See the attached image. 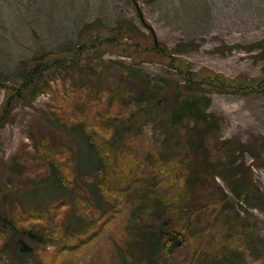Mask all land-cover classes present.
Returning <instances> with one entry per match:
<instances>
[{"label":"rangeland","instance_id":"rangeland-1","mask_svg":"<svg viewBox=\"0 0 264 264\" xmlns=\"http://www.w3.org/2000/svg\"><path fill=\"white\" fill-rule=\"evenodd\" d=\"M263 174L264 0H0V264H264Z\"/></svg>","mask_w":264,"mask_h":264},{"label":"trees","instance_id":"trees-1","mask_svg":"<svg viewBox=\"0 0 264 264\" xmlns=\"http://www.w3.org/2000/svg\"><path fill=\"white\" fill-rule=\"evenodd\" d=\"M123 23V22H120ZM28 84H31V81H27ZM32 90H30V98L35 99L38 94L39 90L36 89L35 87V81L32 83ZM24 87V86H23ZM197 106V100H187L184 103V107L179 111V114L181 115L182 112H187V111H193L195 107ZM157 107H155L154 110H156ZM153 110V111H154ZM152 111V112H153ZM178 113H175V116ZM74 133L77 134V139H78V149L76 150V163L74 162V171L76 169V173H81L82 171L89 173L88 175H85V178H89L90 175H99L103 171L108 172V170H103L104 163H103V152L97 145V142H95L94 139H92V135L88 133L85 128L81 127H75L73 129ZM123 132L124 130L120 128L119 124H116L113 122V127L110 135L108 138L104 141V147L107 150H112L115 149L116 146L120 144V141H122L123 137ZM109 134V133H108ZM82 142V143H79ZM106 163L108 164V159L105 160ZM54 165V166H53ZM53 169H52V179L51 184L47 185L45 187L46 193L49 192L51 194H62L65 198H71V195H73V191L64 184V177H60L59 173L55 169V163H53ZM84 178V179H85ZM83 179V180H84ZM84 183L86 184V193L96 202L99 201L100 195L98 194V189L100 188L102 191L105 192L106 186L105 184H110L109 182H101L100 186L94 185V183H88L87 181L84 180ZM84 184V185H85ZM113 184V183H112ZM62 186V188H61ZM95 188V189H94ZM99 195V196H98ZM73 198V196H72ZM101 198V197H100ZM70 200V199H69ZM100 204V203H98ZM74 219H77L78 221L80 220L75 214L73 216ZM82 222V221H81ZM80 222V223H81ZM7 221V219H1L0 218V227L6 230L7 234L9 227L13 228L12 225H10ZM73 228H76L79 226V223L73 222L72 223ZM14 235L16 240H15V246L17 248V251L20 255L29 257L33 256L35 254L34 246L41 244L45 241L47 238V235L43 234V232H39L35 230L34 228H27V229H22L19 232L14 231ZM19 236V237H18ZM168 240L170 242L171 250L180 245L182 235L180 233H177L175 231H169L167 233ZM28 241L30 244H27ZM28 264V262H26Z\"/></svg>","mask_w":264,"mask_h":264},{"label":"bare ground","instance_id":"bare-ground-1","mask_svg":"<svg viewBox=\"0 0 264 264\" xmlns=\"http://www.w3.org/2000/svg\"><path fill=\"white\" fill-rule=\"evenodd\" d=\"M261 178H262V180H264V174H263V175H261Z\"/></svg>","mask_w":264,"mask_h":264}]
</instances>
